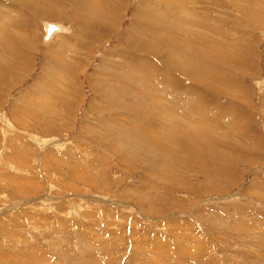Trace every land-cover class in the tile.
Listing matches in <instances>:
<instances>
[{"label": "rangeland", "instance_id": "1", "mask_svg": "<svg viewBox=\"0 0 264 264\" xmlns=\"http://www.w3.org/2000/svg\"><path fill=\"white\" fill-rule=\"evenodd\" d=\"M170 1L0 0V264H264V0Z\"/></svg>", "mask_w": 264, "mask_h": 264}, {"label": "bare ground", "instance_id": "2", "mask_svg": "<svg viewBox=\"0 0 264 264\" xmlns=\"http://www.w3.org/2000/svg\"><path fill=\"white\" fill-rule=\"evenodd\" d=\"M168 1V0H167ZM173 1V0H172ZM172 1H170V2H172ZM176 1V0H175ZM78 3H80L79 1L77 2V4ZM99 3V0H97V1H94V0H90V3H88L87 4V7H90V5H91V7L90 8H92V7H94V5H95V7H96V5ZM114 3V2H113ZM161 3V2H160ZM166 3V2H165ZM169 3V2H168ZM176 3H177V1H176ZM175 3V4H176ZM24 4V3H23ZM81 4H83V3H81ZM167 4V3H166ZM178 4V3H177ZM173 5V4H172ZM79 6V5H78ZM169 6V5H168ZM82 7V6H81ZM101 7V6H100ZM176 7H179V6H176ZM104 8V7H103ZM174 10V9H173ZM180 10V9H179ZM159 11V10H158ZM171 12V11H170ZM161 13H163V12H161ZM160 13V14H161ZM8 14V13H7ZM171 16V15H170ZM174 16V15H173ZM172 16V17H173ZM87 17V16H86ZM156 18V17H155ZM175 18V17H174ZM4 19V18H3ZM158 19V18H157ZM82 21H85V22H87V24L88 23H90L91 21H90V19H82ZM90 21V22H89ZM162 20H160V22H161ZM177 21V20H176ZM2 22H3V20H2ZM160 22H158V23H160ZM171 22V21H170ZM178 22V21H177ZM19 23V22H18ZM21 23V22H20ZM93 23V22H92ZM179 23V22H178ZM183 23H184V21H183ZM163 25V24H162ZM167 25V24H166ZM165 25V26H166ZM49 26H53L54 27V29H53V31L52 32H50V34H48L47 33V30H48V28H49ZM168 26V25H167ZM173 26V25H172ZM184 27V26H183ZM10 28V27H9ZM187 29V28H186ZM2 30V29H1ZM8 30V29H7ZM61 30V28L60 27H57L56 25H51V24H48L47 26H46V35H45V40L46 41H48L49 40V38L53 35V33H55L56 31H60ZM13 31V30H12ZM15 31H17V30H15ZM171 31V30H170ZM189 31V30H188ZM187 31V32H188ZM166 32V31H165ZM175 32V31H174ZM180 32V31H179ZM4 33L6 34V31L4 30ZM7 33H9V32H7ZM19 33L20 32H17V33H15V34H12V35H15V37H18L19 36ZM166 33H168V32H166ZM165 33V34H166ZM169 33H171V32H169ZM186 33V32H185ZM190 33V32H189ZM21 34V33H20ZM181 34H183V32L181 33ZM187 34V33H186ZM185 34V35H186ZM22 35V34H21ZM23 36V35H22ZM154 36V35H153ZM157 36V35H156ZM161 36H164V35H161ZM182 36V35H181ZM188 36V35H187ZM193 36H195V35H193ZM12 37H14V36H12ZM179 38H180V36H178ZM196 37V36H195ZM159 38V37H158ZM157 37L155 38V39H158ZM169 38V37H168ZM171 39L172 38H177L176 37V33H175V35H174V37L171 35V37H170ZM184 38H185V36H184ZM12 39V38H11ZM159 39H161V38H159ZM17 40H19V38H17ZM179 40V39H178ZM182 40V39H181ZM62 41V40H61ZM65 41V40H64ZM191 41V40H190ZM17 42V41H16ZM156 42H161V40H158V41H156ZM168 42H170V43H172V40H167V43ZM179 42V41H178ZM164 42H162L161 44H163ZM170 43H168V44H170ZM18 44V43H17ZM172 44H174V43H172ZM172 44H170V45H168V49H175L174 47H173V45ZM175 44H176V42H175ZM187 44V43H186ZM159 45V44H158ZM167 46V45H166ZM165 46V47H166ZM164 47V48H165ZM4 48V47H3ZM209 49V48H208ZM166 50V49H165ZM16 51V50H15ZM169 51V50H168ZM175 52V51H174ZM182 52V51H181ZM168 53V52H167ZM169 53H170V51H169ZM13 55V54H12ZM170 57V56H169ZM62 62V61H61ZM56 63H60V62H56ZM123 68V67H122ZM121 70V69H120ZM138 73V72H137ZM113 75V74H112ZM139 75L140 74H137L136 76H135V78L136 79H138L139 80ZM132 78V77H131ZM130 78V79H131ZM134 78V77H133ZM134 78V79H135ZM148 78V77H147ZM140 81V80H139ZM128 82V81H127ZM123 83V82H122ZM48 85V84H47ZM115 85V84H114ZM107 87V86H106ZM45 88V87H44ZM119 89V88H118ZM127 90V89H126ZM146 90V89H145ZM130 91V90H129ZM137 91V90H136ZM151 92V91H150ZM122 93V92H121ZM113 94H115V93H113ZM149 94V93H148ZM154 94V93H153ZM114 96V95H113ZM156 96V95H155ZM133 99V98H132ZM138 100V99H137ZM154 100V99H153ZM156 100V99H155ZM109 101V100H108ZM116 101V100H115ZM107 102V101H106ZM154 102V101H153ZM156 102H157V100H156ZM155 102V103H156ZM148 103V102H147ZM104 104V103H103ZM108 104H110V103H108ZM145 104V103H144ZM113 105V104H112ZM136 105V104H135ZM104 107V106H103ZM145 107H146V105H145ZM110 108V107H109ZM164 110V109H163ZM142 111V110H141ZM143 115V114H142ZM156 115V114H155ZM14 116V115H13ZM159 116V115H158ZM150 117H151V115H150ZM12 118H14V117H12ZM134 118V117H133ZM142 118H144V117H142ZM16 120V119H15ZM14 120V121H15ZM152 120V119H151ZM18 121V120H17ZM17 121H15V122H17ZM110 122V121H109ZM123 124V123H122ZM133 124V123H132ZM140 124H141V122H140ZM191 124V123H190ZM128 125V124H127ZM131 125V124H130ZM132 126V127H131ZM130 127V132H129V134L131 135V133L133 132V133H136V134H134V136H132L131 138H132V140L134 141V139L136 140H138V141H136V142H144L143 141V139L146 141L145 143H150L147 147H150V145L152 144H154L155 146H157V149L159 150V153H160V158H162V156H166L168 153H169V151L171 150V148H169V146H167L168 144H164V143H162V141H161V139L159 138V136H158V138L156 139L155 137H154V135H153V133L150 131V134H148L147 132V134H148V136H146L147 134L145 133V131H144V133H143V131H141L140 130V132H138L139 130L138 129H134L133 127H134V124L133 125H131ZM118 127H122V126H118ZM129 128V127H128ZM135 128H137V127H135ZM149 128V127H148ZM150 130V129H149ZM201 130V129H200ZM184 131V130H183ZM117 132V134H118V136H120V134L121 133H119V132H121V130H118V131H116ZM128 132V131H127ZM152 133V134H151ZM88 134H89V132H88ZM124 134V133H123ZM128 134V133H127ZM126 134V135H127ZM145 134V135H144ZM94 135V134H93ZM160 135V134H159ZM147 137V138H146ZM171 137V136H170ZM129 138V137H128ZM130 138V139H131ZM114 142V141H113ZM121 142V141H120ZM141 142V143H142ZM123 143V142H122ZM123 145V144H122ZM144 145V144H143ZM113 146V145H112ZM149 149V148H148ZM107 150V149H106ZM116 150V149H115ZM152 150V149H151ZM169 150V151H168ZM107 151H109V149L107 150ZM153 152H156V151H153ZM151 153V152H150ZM170 156V155H169ZM171 157H172V155H171ZM156 158H158V157H156ZM156 161L158 160V159H155ZM163 160V159H162ZM154 161V160H153ZM159 161H157V164L158 165H156V169L157 168H159L160 166H163V165H165L164 163H161V162H159ZM215 165V164H214ZM221 170V169H220ZM147 173V172H146ZM217 173V172H216ZM216 175V174H215ZM105 202V201H104ZM180 245V244H179ZM175 252V251H174ZM187 255V254H186ZM181 256V255H180ZM179 256V257H180ZM185 257V256H184ZM178 258V257H177ZM182 258V257H181ZM183 259V258H182ZM181 260V259H180ZM170 261V260H169ZM177 262V260H174V262L173 263H176ZM179 262V261H178ZM177 262V263H178ZM176 263V264H177ZM181 263V262H180ZM179 263V264H180ZM170 264H171V262H170Z\"/></svg>", "mask_w": 264, "mask_h": 264}, {"label": "water", "instance_id": "3", "mask_svg": "<svg viewBox=\"0 0 264 264\" xmlns=\"http://www.w3.org/2000/svg\"><path fill=\"white\" fill-rule=\"evenodd\" d=\"M53 29H54V27H53V26H49V28H48V30H47V33H48V34H50V32H52V31H53Z\"/></svg>", "mask_w": 264, "mask_h": 264}]
</instances>
